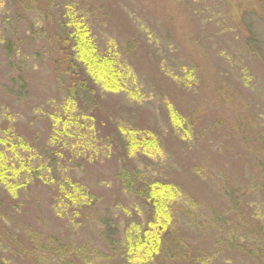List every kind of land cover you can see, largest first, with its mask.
<instances>
[{"label": "rangeland", "instance_id": "obj_1", "mask_svg": "<svg viewBox=\"0 0 264 264\" xmlns=\"http://www.w3.org/2000/svg\"><path fill=\"white\" fill-rule=\"evenodd\" d=\"M85 1L99 50L129 53L127 89L83 110L158 145L121 157L113 129L106 148L67 97L42 17L0 0V165L19 187L0 180V264H264V0ZM166 100L190 129L169 124ZM126 161L143 182L176 187L164 242L132 250L141 259L126 255L132 224L147 220ZM66 179L86 193L71 213L55 204Z\"/></svg>", "mask_w": 264, "mask_h": 264}, {"label": "trees", "instance_id": "obj_2", "mask_svg": "<svg viewBox=\"0 0 264 264\" xmlns=\"http://www.w3.org/2000/svg\"><path fill=\"white\" fill-rule=\"evenodd\" d=\"M10 3L14 5V9L17 7L23 13L33 11L39 14L46 28H50L51 31L47 33V29L42 27L40 34H45L48 40L57 46L56 66L58 76L66 83L67 97L71 99L72 104L78 108V111L84 114L80 117L87 126L90 125L91 128L97 129L96 126L98 125L102 128L104 138H106V148L110 149L112 145L111 131L114 129L115 138L119 137L121 139L120 144L123 148L121 157L131 156L137 158L140 152L147 154L148 150H154L159 141L155 133L151 134L137 128L128 131L125 127H122L123 122L109 130L105 127L103 121L97 119V113L94 110L89 109L88 112L83 110V106L87 102H92L91 105H93L96 97L101 92L118 93L127 89L125 84L126 73H124L123 67L122 70L120 69L118 62H121L123 55L129 53V47L120 50L114 44H112V49L99 50L97 43L92 40L93 32H91L89 21V12L91 11L86 5V1L63 0L60 7L55 5L53 0H10ZM52 8L54 10L50 12ZM17 16L18 14L14 10L13 18L16 20ZM27 24L29 23L27 22ZM182 71L187 78H190V75L193 74L187 69ZM165 104L164 109L169 124H172L173 127L190 129L192 125L188 119L178 114L174 106L167 100ZM132 133H134L133 138L129 140L126 134ZM123 166L122 179L126 181L127 191L140 198L145 204L146 225L142 227L138 223L132 224L135 229L134 232L140 229L139 238L137 235L139 243L134 244L132 248L128 249L129 253H126L130 258L136 256L137 259H141V255H134L132 250H138L143 245L146 250L150 251L154 246L164 242L161 229L164 230L171 212L172 216L175 212L174 202L176 201H174L171 194L175 192L176 187L171 182L161 180L143 182L138 175L133 176V173L127 168V161ZM0 180L2 183L5 182L6 189L9 192L19 188L6 175L3 165H0ZM63 183V191L58 192V197H60H56L57 202L55 204L58 206L63 205L67 213H71L81 206L83 196H86V193L73 181L66 179ZM53 251L54 248L51 252ZM51 252L49 251L50 254ZM62 254H64L63 250L57 249L52 255L62 257Z\"/></svg>", "mask_w": 264, "mask_h": 264}]
</instances>
